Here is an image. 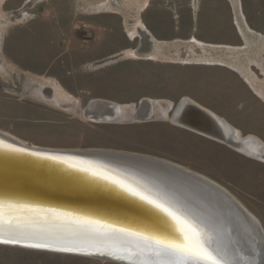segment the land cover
Instances as JSON below:
<instances>
[{"label": "rangeland", "instance_id": "rangeland-1", "mask_svg": "<svg viewBox=\"0 0 264 264\" xmlns=\"http://www.w3.org/2000/svg\"><path fill=\"white\" fill-rule=\"evenodd\" d=\"M52 2L0 0V131L20 138L30 146L65 151H117L177 163L226 188L255 215L264 232V161L239 152L226 141L206 137L171 120L173 110L182 98L195 101L196 85L199 84L196 79L222 68L239 77L246 87L241 92L234 90L235 104L230 103L229 111L224 109V112L212 114L220 120L225 117L242 136L254 135L264 142V0H162L156 4L158 11L165 9L175 15L180 10L205 13L210 7L209 10L217 15V25L213 26V32L198 35L220 45L229 43L241 47H223L216 49L219 54L211 55L221 56L224 49H230L234 66L244 75L235 67L228 65L227 68L218 62L204 65L176 63L179 59L169 62L150 50L143 53L139 50L138 59H134L136 62L127 58L131 53L129 50L121 52L123 59L118 58L127 42L122 32V39L113 43L116 48L107 46L102 50L101 59L87 63L85 44L71 43L70 38L54 34L55 30L51 28L54 24L49 17ZM28 11L36 13L37 17L43 15L41 22L33 27L34 36L28 29L21 28L18 21L21 13ZM63 11L66 12L65 5ZM187 21L189 26H197L196 19L191 16H187ZM170 23L178 29L179 21L172 19ZM201 23L200 30L201 26L210 25L211 20L201 19ZM112 24L123 27L117 20ZM12 31L15 39L7 45ZM117 35L119 37L120 31ZM249 72L255 76L247 80L245 74ZM253 79H256L255 83ZM43 80L53 81L71 94L68 104L51 100L53 91L50 87L42 88ZM203 81V87H207L206 92L210 94V78ZM93 99L123 105L125 116L99 120L86 114L84 110ZM143 99L154 104L163 101L162 106L169 103L171 109L161 114L157 104L154 109H158L144 119L135 117L133 112L141 107ZM37 241L50 243L43 238ZM115 254L128 258L126 251ZM141 257L136 259L139 264H150L155 259L151 255ZM0 264L128 263L0 242Z\"/></svg>", "mask_w": 264, "mask_h": 264}, {"label": "bare ground", "instance_id": "bare-ground-1", "mask_svg": "<svg viewBox=\"0 0 264 264\" xmlns=\"http://www.w3.org/2000/svg\"><path fill=\"white\" fill-rule=\"evenodd\" d=\"M52 99L55 102H65V104H68L69 100V98L66 97V94L57 87H54L53 89ZM184 101L186 102L185 104H182L183 111H180V109L176 110V108L175 112L173 110L171 116L173 123L219 141H222L220 138L225 136L232 137L237 144H235V142L231 144L234 145L239 152L259 159L260 161H264V142L262 140L254 135H249L247 137L242 136L235 130L236 128L234 129V127L222 119V126H219L218 128V132L223 134L222 136H216L215 133H212L213 130L210 131L209 129L208 131L201 129V126H206L204 120L206 119L208 122L209 120L202 115L200 110L193 108V106L187 103L190 101L195 104L190 98H182L180 102ZM157 104L160 106L158 111H160L161 114H166L168 110L171 109L169 103L162 106L163 101L161 102L159 100V102L157 101L156 104H154L151 100L143 99L141 107L134 110V116H140L144 119L148 114H151L158 109H154L155 105L158 106ZM143 107L144 109H150L147 111H144V109L140 110ZM84 111L90 116L98 117L99 120L100 118L102 120H112L114 117H119L120 119V117L125 116V107L123 105L103 99H93ZM187 115H190V118H187ZM209 124H211V122H209ZM1 138L18 143L23 147L29 145V143L24 142L22 139L3 131H0V141H2ZM230 142L231 140L229 138L227 140L226 138L225 143L228 144ZM32 147L34 149L49 150L48 148L35 145H32ZM55 151L74 156L76 163L80 165L77 168H82L84 166L91 169L93 173H101L102 175L106 174L108 177L111 176L125 184L137 187L141 191L148 189L151 193H165L172 202L182 209V212L179 213L182 220H184L187 225L193 226L197 232L202 234L204 239L209 241L207 245L209 251L213 253L214 258L221 261V264H249V262L246 261L248 257L259 250L257 240H260V236L257 229V219L255 215L226 188L202 174L168 160L166 161L173 163L176 166H173L172 164L170 165V163L167 164L162 161L165 159L160 160L156 157L149 158L140 156V158H137L130 153L119 152L120 154H115L112 153V151L107 152L102 150L65 151L64 149H56ZM0 155L8 156L3 152H0ZM107 187H111V184L107 185ZM105 190H108L106 193H108L109 196L104 197L106 200L99 196L96 202L103 206L121 208L124 212H133L140 220L145 219L146 217L149 220L148 228L145 226H137L136 230L138 233L135 237H133L132 233L127 231H119L114 234L112 230L108 228L102 226L97 227L94 225H91L92 231L90 233H85L81 231L79 223L66 219H55L52 217L51 213L48 215L49 213L45 212L43 209L33 207L34 205H26L24 206V209H21L20 211L15 208H10L11 211H2L0 213V219H2L0 230H28L31 228L42 229L48 233L60 232L68 235L74 233L75 235L83 236L84 239L88 240H116L124 244L135 246L140 243L138 245L141 248L143 247L145 251H148L146 244L141 241V239L137 240V238H140L141 235H148L151 226L160 223V218L164 217V214L151 209L142 202L134 203L132 198L123 194L113 186ZM95 199L96 198L92 199V201L94 202ZM79 216L84 217L85 215ZM164 218L168 219V224L171 225V227H168V231L180 235L181 231L185 228V225L177 224L169 218ZM99 219L104 220L102 218ZM52 222L57 224H50ZM30 223L33 224L29 225ZM138 234L141 235L139 236ZM134 242L137 243L135 244ZM127 263L136 264L135 262Z\"/></svg>", "mask_w": 264, "mask_h": 264}, {"label": "water", "instance_id": "water-1", "mask_svg": "<svg viewBox=\"0 0 264 264\" xmlns=\"http://www.w3.org/2000/svg\"><path fill=\"white\" fill-rule=\"evenodd\" d=\"M185 102L186 101L179 102L176 106V110L180 109V111H183L182 104H185ZM187 103L193 106V108L200 110L202 115L211 122V124H209L205 119L204 122H206V126H201V129L208 131L209 129L210 131L213 130L212 133H215L216 136L223 135L218 132L219 126H222L219 118L199 106L189 102ZM186 117L190 118V115ZM222 138H220L222 141H226V138L227 140L229 138L231 140L229 144L235 142L232 137L225 136ZM235 144H237V142H235ZM25 146L26 147H23L18 143L6 139L0 141V152L8 155H0V202H2L0 213L4 210H10V208H15L20 211L24 209L26 205H34L33 207L48 212V215L51 213L52 217L58 220L66 219L79 223L80 226L85 222H90L91 225L97 227L102 226L110 230L115 228L118 230L117 232L124 229L132 233L133 237H135V235L137 236V226H145L148 228L149 220L146 217L140 220L133 212H124L121 208L103 206L96 202L99 196L103 199L109 196V194L106 193L108 190L105 189L112 187L111 180L115 178L111 176L108 177L106 174H103V176L101 173H93L91 169L84 166L82 168L85 169L77 168L80 165L76 163L74 156L55 151L56 149H34L32 146ZM17 149L20 151H16ZM112 153L120 154L116 152ZM131 155H135L137 158H140V156L152 158L144 155ZM51 157H56V159H52ZM162 161L167 164L170 163L166 160ZM171 164L176 166L173 163H170V165ZM106 177L107 179H105ZM109 184H111V187H107ZM94 198L96 199L93 202L92 199ZM130 198L133 199L134 203L140 202L133 197ZM145 210L149 212L147 209ZM79 215L85 216L81 217ZM97 217L104 220H100ZM32 224L33 223H30L29 225ZM50 224L57 223L52 222ZM257 229L260 236V240H257L259 250L248 257L246 261H248L249 264H264V232L258 222ZM39 238L50 240V243H47L50 247L46 249L57 250L58 248L79 245L85 247V251L72 253L110 258L126 263L128 258H130L129 262L139 264V260H136L137 256H153L149 249L145 251L143 247L141 248L138 245L140 243L135 246L124 244L116 240H88L74 233L71 235L60 232L48 233L42 229L0 230V241L11 239H19L21 241L19 244L14 245L29 247V245L38 244L37 240ZM138 239H141V237L137 238V240ZM141 241L143 240L141 239ZM134 243L136 244L137 242ZM141 249H143L142 253ZM123 251L128 253V255H126L128 256L127 259H117L116 257L119 254H115V256L108 254L109 252L122 253Z\"/></svg>", "mask_w": 264, "mask_h": 264}, {"label": "crops", "instance_id": "crops-1", "mask_svg": "<svg viewBox=\"0 0 264 264\" xmlns=\"http://www.w3.org/2000/svg\"><path fill=\"white\" fill-rule=\"evenodd\" d=\"M52 1V10L49 12V17H51L50 22L54 24V26H51V28L55 30L54 34L70 38L71 41L69 42L71 43L82 42L85 44L86 51L84 57H86L87 63H93L101 59L102 50L106 49L107 46L116 48L117 45H114L113 43L117 39H122V32L123 37L127 42L126 46L121 48L118 58H121L120 54L123 50H129L131 53L127 58L136 62L134 59H138L139 50H143L142 53L150 50L151 53H155L157 56L166 57L169 59V62H171L170 60L179 59V62L176 63L204 65L206 63L210 64L218 62L227 68L228 65L231 67H235L234 65H236L233 62V57H231L230 49L241 47H235L229 43L220 45L209 41L207 39L208 37L204 35H198V33L204 34L213 32V26L217 25V23L215 24V22H217V15L209 10L210 7L207 8L205 13L200 12L194 14L186 10H180L175 15L165 9L162 11L156 9L157 2H162V0ZM63 5L66 6V12L63 11ZM29 16H31V19H28ZM42 16L43 15H38L37 17L36 13L32 14L29 13V11L22 12L18 21L21 28L24 30L28 29L32 36H34L36 35V32L33 27L41 22ZM187 16H191L193 20L196 19L198 27L193 24L192 26H189ZM34 17H36V19ZM172 19L179 21L178 29L176 28L177 25L175 28L171 25L170 21ZM201 19L204 21L210 19L211 23L210 25L206 24L204 28L201 26L200 30ZM114 20L121 22L123 27L112 24ZM124 22L126 23L125 26ZM60 23L62 25H59ZM119 31L120 35L118 37L117 33ZM14 34L15 32L13 31L10 33L7 45L12 38L13 40L15 39ZM243 36L245 38V33ZM6 46H4V55L7 57ZM223 47H226V49L229 47L230 49H224L221 56L214 57V54H219L216 49H221ZM210 50H212V52ZM212 53L213 55H211ZM109 56L112 57L113 54H110ZM104 65L105 64H102V66ZM217 69L218 70L214 72V74L211 73L205 75V77L203 76L200 79H196V82L199 84L196 85L194 94L196 99L195 101L193 100V102H195V104L188 101L205 111L208 110V112L215 114L224 112V109L225 111H229V107L232 105H230V103L233 102L235 104V98L233 99V97H235L233 94L234 90L236 89L241 92L242 90L244 91L246 87L244 82L239 77V79L236 78L233 73L226 69ZM239 70L240 69H238V71ZM93 71H95V67ZM239 72L242 73L241 70ZM251 76L250 72L245 75L247 80H250ZM204 78H210V94L206 92L207 87H203ZM253 81L255 83L256 79H253ZM38 85L39 83L35 85L36 88ZM41 85L42 88L50 87L52 91L54 87L60 89L56 86L55 82L49 80H43ZM256 87L258 86L256 85ZM61 91L66 93L69 97H72L71 94L63 90ZM69 100H71V98H69ZM207 106H210V108ZM222 119L228 121L225 117Z\"/></svg>", "mask_w": 264, "mask_h": 264}, {"label": "snow or ice", "instance_id": "snow-or-ice-1", "mask_svg": "<svg viewBox=\"0 0 264 264\" xmlns=\"http://www.w3.org/2000/svg\"><path fill=\"white\" fill-rule=\"evenodd\" d=\"M16 151L20 150L17 149ZM51 158L56 159V157ZM105 179H107V177ZM111 184L123 194L137 199L159 213H163L164 217L175 221L177 224L185 225L180 235H176L174 232L168 231V227H171V225L168 224V219L161 217L160 223L151 226L148 235L144 236L138 234L141 235V239L155 257V259L151 260L150 264H221V261L214 258L213 253L209 251L207 247L209 241L204 239L202 234L197 232L193 226L187 225V223L182 220L181 215H179L182 209L172 202L165 193H151L148 189L141 191L137 187L125 184L116 179H112ZM0 206H2V202H0ZM0 226H2V219H0ZM80 227L81 231L85 233H90L92 231L90 222H85ZM117 231L118 230L115 228L112 229L114 234L117 233ZM119 231L123 232L126 230L121 229ZM0 242L19 244L21 241L19 239H11ZM29 247L48 248L50 245L38 243L29 245ZM57 250L62 252H83L85 251V247L76 245L58 248ZM142 252L143 249H141V253ZM108 254L115 256V252H109ZM116 258L125 259L126 257L117 256Z\"/></svg>", "mask_w": 264, "mask_h": 264}, {"label": "flooded vegetation", "instance_id": "flooded-vegetation-1", "mask_svg": "<svg viewBox=\"0 0 264 264\" xmlns=\"http://www.w3.org/2000/svg\"><path fill=\"white\" fill-rule=\"evenodd\" d=\"M65 94H66V93H65ZM66 97L69 98V96H68L67 94H66ZM52 98H53V93H52ZM52 98H51V99H52ZM52 100H53V99H52ZM60 101H61V100H60ZM55 103H57V102H55ZM58 103H59V102H58ZM61 103H64V104H65V102H61Z\"/></svg>", "mask_w": 264, "mask_h": 264}]
</instances>
